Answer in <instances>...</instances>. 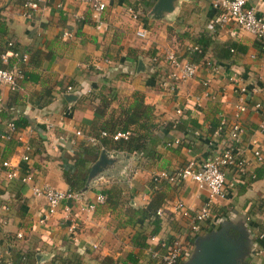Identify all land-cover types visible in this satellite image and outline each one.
<instances>
[{
	"label": "crops",
	"instance_id": "0c3cea01",
	"mask_svg": "<svg viewBox=\"0 0 264 264\" xmlns=\"http://www.w3.org/2000/svg\"><path fill=\"white\" fill-rule=\"evenodd\" d=\"M156 1L103 0L105 10L96 28L81 0H43L30 19L22 16L23 0H0V49L11 43L29 58L22 66L26 76L18 91L9 93L0 86V135L6 120L23 117L30 122L26 129L16 130L9 142L0 138V161H9L19 174L32 176L30 183L23 184L7 182L0 173V252L5 261L47 264L54 256L77 254L81 264H104V258H110L112 264H129L125 257L131 253L136 264H154L148 249L160 250V243L177 239L186 249L180 261L183 264L193 252L195 238L173 207L182 203L197 210L207 200L205 189L191 182L160 181L155 187L164 194L160 229L141 250L130 243L133 231L126 225V209L146 206L152 196L153 174L171 173L190 159L199 162L217 153L226 145L229 126L237 122L242 132L230 148L248 163L247 174L241 177L231 168L225 170L224 198L211 200V217L198 236L220 227L234 236L241 233L245 247L240 264H264V116L247 109L237 119L233 117L236 86L229 80L234 74L242 84L254 81L260 94L248 103H264V54L258 51L257 41L233 23L219 26L214 22L220 14L211 7L214 0H171L169 10L153 13ZM246 7L264 15V0H247ZM230 45L234 51L226 54ZM193 46L200 53L189 54ZM168 52L198 66L194 77L176 82L173 91L159 86L158 71L163 66L150 63L151 58L162 60ZM205 61L222 68L221 75L211 77L207 87L212 99L201 98ZM67 86L72 93L65 92ZM109 91L114 94L109 109L130 103L138 93L143 103L152 107L155 125L192 119L198 126L197 135L187 142L185 133L165 132L169 136L153 146L156 155L151 158L105 151L110 162L101 166L81 191L92 203L97 194L104 197L109 188L117 189L121 205L111 210L103 202L86 213L68 203L69 213L60 205L40 222L45 204L31 195V186L47 184L67 190L60 167L73 170L72 149L76 143L89 142L85 132L94 117L97 97ZM219 117L225 120V129L215 135L210 130L218 125ZM174 139H180L181 144L166 146ZM24 146L30 149L26 164L19 160ZM253 149L261 153L260 163L255 162ZM252 174L255 179L250 178ZM19 255L26 259L19 260Z\"/></svg>",
	"mask_w": 264,
	"mask_h": 264
},
{
	"label": "built area",
	"instance_id": "2783aa9c",
	"mask_svg": "<svg viewBox=\"0 0 264 264\" xmlns=\"http://www.w3.org/2000/svg\"><path fill=\"white\" fill-rule=\"evenodd\" d=\"M43 0H23L22 16L26 19L31 18V14L35 11L40 2ZM82 4L89 10L92 19L97 23L96 28L100 25V16L105 10L103 0H81ZM247 0H214L211 7L219 9L220 14L216 17L215 23L219 26L225 25L228 22L233 23L238 29L246 32L252 36L258 44V51L264 54V15L255 14L253 8L246 7ZM134 19L135 16L132 15ZM138 37H143L142 32H137ZM189 54L200 53L197 46H193L188 50ZM28 61V53L26 51H19L14 48L11 43H7L5 49L0 52V86L8 89L10 92H16L20 89V84L23 81L22 66ZM161 61V63H160ZM151 64H159L163 69L159 70V86L169 91L174 90L175 83L185 82L194 77L198 66L192 61L181 60L173 53H166L162 60L157 57L150 59ZM201 70L204 72L205 79L201 86L203 91L201 93L202 99H212L213 95L208 92V84L211 77L221 75L222 68L211 61H205L202 64ZM161 76V77H160ZM229 80L236 86V103L233 107V117L235 119L247 109L253 113L264 116V103L261 101L253 102L249 105L248 100L253 95L260 94L259 86L251 81L247 84L240 83L237 77L233 74ZM66 93H72L70 87L65 88ZM1 111V109H0ZM177 116H180V111H175ZM225 120L219 117V123L214 131L215 135H220L225 129ZM242 132L241 127L237 122H233L227 131V141L213 156L196 161L188 160L182 167L175 169L171 173L158 172L150 177L154 188L164 180L169 184H178L180 182H191L195 184L198 189H205L208 193L206 202L197 210H190L182 203H176L173 207L174 212L187 222L188 233L192 238H196L203 229V224L210 219V204L214 198H224V173L225 170L231 168L237 176L247 174L248 163L243 158H240L230 148L231 144L237 142ZM16 134V128L9 122L5 124L3 133L0 138L9 140ZM79 135L78 132L75 133ZM125 134H115L112 140L119 138L125 139ZM91 142L92 139L88 138ZM171 143H167L166 146ZM172 144H178V140H173ZM24 153L19 160L24 164L28 163L30 151L28 146H24ZM252 156L256 163H260L263 159L261 153L257 149L252 150ZM0 173L3 175L5 181H19L27 184L32 180L29 173L19 174L16 166L9 161H0ZM250 178H253L251 175ZM33 197L41 198L45 204L44 214L42 215V222L47 217L53 215L56 210L63 205V211L69 213L70 206H75L79 212H92L97 204L104 202L103 197L97 194L92 203H89L84 198V193L71 192L69 190H57L47 184L33 185L30 188ZM71 204L70 206L67 204ZM156 214L159 216L161 210ZM19 237V234H17ZM185 247L180 240H173L170 243H160V250L148 249V258L154 264H180L181 259L185 255ZM4 262L2 253L0 252V264ZM4 264H13L5 261Z\"/></svg>",
	"mask_w": 264,
	"mask_h": 264
},
{
	"label": "trees",
	"instance_id": "16d2710c",
	"mask_svg": "<svg viewBox=\"0 0 264 264\" xmlns=\"http://www.w3.org/2000/svg\"><path fill=\"white\" fill-rule=\"evenodd\" d=\"M144 6L148 7L149 4L144 3ZM4 49L5 48L0 49V52ZM224 51L226 54H232L234 51L233 46H227ZM22 74L24 80L26 74L25 72ZM9 93L14 92L9 91ZM97 98L98 104L94 107V117L85 132V137L87 139L91 138L92 141L79 142L73 147V156L70 159L73 170L65 169L63 166L60 167L62 180L67 186V190L71 192H80L85 186L90 167L92 163L97 160L101 151L140 155L143 158H151L156 155L152 149L153 146L161 144L160 142H162L165 137L169 136L165 132L175 131L185 133L184 139H186L187 142H192L194 135H197L196 131L198 130V126L192 119L186 122L177 120L166 123L163 126L155 125L153 123L152 107L144 104L142 96L138 93L132 95L130 103L119 105L116 109H109L110 104L114 101V94L111 91L105 95L99 94ZM9 122L16 130L20 131L26 129L30 125V122L23 117L13 121L6 120V123ZM216 127L217 126L211 127V133H214ZM115 134H125L126 137L125 139L119 138L117 140H112V136ZM176 140H178L177 145H180L181 140ZM172 141L173 140H169L168 143H172ZM252 175V179H255L254 174ZM244 176L245 175H242L241 177ZM153 187L154 185L151 184L150 189L152 190V196L146 206L139 209L130 207L126 209V225L130 226L133 231L130 236V243L132 247L138 250L146 248V240L155 236L160 229V219L156 212L160 210L164 201V194ZM103 194L104 203L111 210L121 205L119 190L109 188ZM25 259V255H19V260L23 261ZM125 260L129 264L137 263L136 258L131 253L126 255ZM101 261H103L104 264H112L110 258H104L101 259ZM4 262L2 264H4ZM47 264H81V261L77 254H72L69 257L54 256Z\"/></svg>",
	"mask_w": 264,
	"mask_h": 264
},
{
	"label": "water",
	"instance_id": "95a60500",
	"mask_svg": "<svg viewBox=\"0 0 264 264\" xmlns=\"http://www.w3.org/2000/svg\"><path fill=\"white\" fill-rule=\"evenodd\" d=\"M170 1L157 0L152 9L153 13L169 10ZM106 155L105 151L99 153L98 160L90 167L87 180L96 174L101 166L110 162ZM243 239V234L234 236L225 227L198 236L195 238L192 254L183 264H240L245 247Z\"/></svg>",
	"mask_w": 264,
	"mask_h": 264
}]
</instances>
